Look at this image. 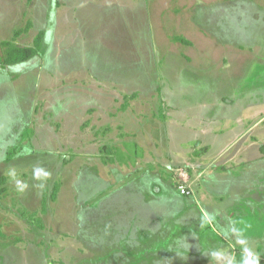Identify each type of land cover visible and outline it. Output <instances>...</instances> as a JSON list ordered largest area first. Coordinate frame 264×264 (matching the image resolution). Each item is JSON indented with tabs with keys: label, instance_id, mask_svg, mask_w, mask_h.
<instances>
[{
	"label": "rangeland",
	"instance_id": "1",
	"mask_svg": "<svg viewBox=\"0 0 264 264\" xmlns=\"http://www.w3.org/2000/svg\"><path fill=\"white\" fill-rule=\"evenodd\" d=\"M263 144L264 0H0V264H204L187 230L130 226L157 187L199 204L188 168L237 150L218 190L246 206L210 264H264Z\"/></svg>",
	"mask_w": 264,
	"mask_h": 264
},
{
	"label": "crops",
	"instance_id": "2",
	"mask_svg": "<svg viewBox=\"0 0 264 264\" xmlns=\"http://www.w3.org/2000/svg\"><path fill=\"white\" fill-rule=\"evenodd\" d=\"M219 136L220 140L216 141L215 146L211 145V147H216L218 149L220 146L224 148L228 147V144H232L231 142L229 143L226 134H220ZM242 146L245 145L242 144ZM168 150H171V147ZM259 150L264 155V144L260 147ZM235 152L236 151L232 152L229 157H224V155L215 156V159L204 157L201 160L192 163L191 166L193 167L188 168L189 174L187 175L190 178L189 186H194L200 178H203L202 186L200 184L198 188L196 187L197 192L195 193L196 198L198 197V195L199 198L202 195L199 204L193 201L192 203H186L187 201L174 187H161V189L157 187L154 190L153 195L147 198L151 199L150 202L152 201V203H150V205L144 206L154 207L153 211H150V213L148 214V211H146L145 208L144 211L146 213L144 215L140 213L139 219H136L135 217V219L133 220L134 222L130 226L132 234L134 236L136 235L137 237H139V239L142 240L146 237H149L151 239L155 237H168L169 241L171 239L170 242H173V238L177 237V235L180 236L182 229H185L188 232V236H192V239L187 240V242H189L187 248H190L191 252L200 249L199 251L203 253L202 258L203 260H205L203 262L204 264L205 262H209V264L213 263V261H215L216 259L218 260L220 256L226 255V244L229 239L237 237L235 231H237V227L240 224L239 216L241 217V213L244 212L246 206L244 202L236 203L237 201H239V199L235 197V194L239 190L243 189L231 190V195L227 197L233 198L232 200L230 199V201H227V198H224V196L220 195L218 190V182L225 176L228 177L233 175L232 178L236 181L233 186L241 185V183L237 180H241L243 174L240 171H236L238 169L237 167H234L236 165L235 160L238 159L241 154L239 150H237L238 154L236 153V155ZM249 154L250 151L244 153V156H248ZM249 157L252 158L251 160L255 159V163L264 159V156H260L259 158L253 156ZM218 163L222 164V168H220V171H217L216 166H219ZM245 188L248 193V191H251L253 187L250 188V185L248 183L247 187L245 186ZM234 198H236V201ZM177 199H179V202H183V207L177 208V206L174 204L176 203L175 200ZM195 205L201 206V214L195 209L197 208ZM163 208H165V210H163ZM164 213H169V215L167 214V217L164 218ZM148 218L150 219V222H147L146 219ZM165 222L169 223L167 225V228L165 226ZM198 228L202 230L201 238L199 237L200 234L198 233ZM177 229L179 231L178 233ZM244 231H247V229H245ZM163 234H165L166 236H162ZM250 235L252 234L250 233ZM163 242H166L167 244H162L161 248H168V241L163 240ZM192 245H194L193 248ZM207 255L208 257H206ZM218 264L227 263L218 262Z\"/></svg>",
	"mask_w": 264,
	"mask_h": 264
},
{
	"label": "trees",
	"instance_id": "3",
	"mask_svg": "<svg viewBox=\"0 0 264 264\" xmlns=\"http://www.w3.org/2000/svg\"><path fill=\"white\" fill-rule=\"evenodd\" d=\"M29 27V25H28ZM43 32H41L36 38V42L32 46H17L13 45L9 41H4L3 46L5 48L4 65L12 66L14 64L22 63L31 60L39 54L43 48ZM46 202L43 204V212H46Z\"/></svg>",
	"mask_w": 264,
	"mask_h": 264
},
{
	"label": "built area",
	"instance_id": "4",
	"mask_svg": "<svg viewBox=\"0 0 264 264\" xmlns=\"http://www.w3.org/2000/svg\"><path fill=\"white\" fill-rule=\"evenodd\" d=\"M182 192H183V193H187L188 190H187L185 187H182Z\"/></svg>",
	"mask_w": 264,
	"mask_h": 264
}]
</instances>
